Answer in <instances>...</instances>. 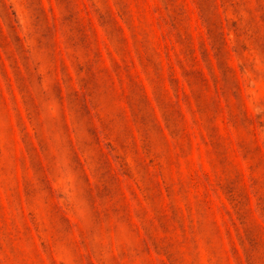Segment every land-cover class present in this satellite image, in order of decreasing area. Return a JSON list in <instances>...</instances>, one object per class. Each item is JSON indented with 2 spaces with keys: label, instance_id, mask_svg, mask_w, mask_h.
Instances as JSON below:
<instances>
[{
  "label": "rangeland",
  "instance_id": "1",
  "mask_svg": "<svg viewBox=\"0 0 264 264\" xmlns=\"http://www.w3.org/2000/svg\"><path fill=\"white\" fill-rule=\"evenodd\" d=\"M0 264H264V0H0Z\"/></svg>",
  "mask_w": 264,
  "mask_h": 264
}]
</instances>
